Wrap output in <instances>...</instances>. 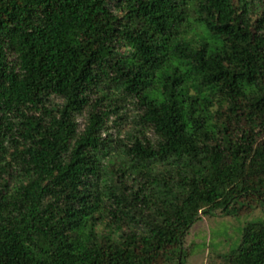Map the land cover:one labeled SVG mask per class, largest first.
Segmentation results:
<instances>
[{"label": "trees", "instance_id": "obj_1", "mask_svg": "<svg viewBox=\"0 0 264 264\" xmlns=\"http://www.w3.org/2000/svg\"><path fill=\"white\" fill-rule=\"evenodd\" d=\"M257 209L264 0H0V264H183ZM221 257L264 264V217Z\"/></svg>", "mask_w": 264, "mask_h": 264}, {"label": "rangeland", "instance_id": "obj_2", "mask_svg": "<svg viewBox=\"0 0 264 264\" xmlns=\"http://www.w3.org/2000/svg\"><path fill=\"white\" fill-rule=\"evenodd\" d=\"M188 30L189 37L199 38L205 33L203 27L195 23ZM79 121L82 128L84 120ZM263 217V209L245 214L202 213L186 237L187 255L183 264H222L221 256L238 247L244 227Z\"/></svg>", "mask_w": 264, "mask_h": 264}]
</instances>
